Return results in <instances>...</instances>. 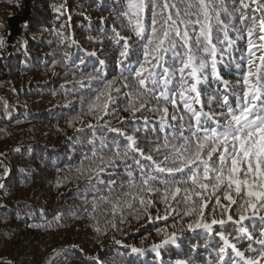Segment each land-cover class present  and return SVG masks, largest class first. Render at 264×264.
<instances>
[{
  "label": "trees",
  "instance_id": "1",
  "mask_svg": "<svg viewBox=\"0 0 264 264\" xmlns=\"http://www.w3.org/2000/svg\"><path fill=\"white\" fill-rule=\"evenodd\" d=\"M27 1L26 19L13 36L16 44L8 52L0 47V264L3 260L10 264H246L248 259L264 264L260 256L264 245L256 242L264 239V209L255 215L249 209L247 218L237 223L243 200L233 193L238 202L227 214H222L223 209L212 199L201 218L199 201L185 204L183 193L177 198L179 203L171 197L166 203L163 186L158 185L162 189L158 193L128 187L132 179L128 168L138 180L135 161L145 166L151 165L150 161L129 153L127 159L107 162L116 145L121 151L127 146L122 133L134 136L138 146L149 151V142L164 135L161 113L153 109L167 106L169 120L174 111L163 100L157 105L150 93L146 94L150 101L146 108H139L135 100L139 85L132 71L144 61L143 44L147 41L137 37L129 24V18L133 24L135 18L123 15L128 11L127 0ZM235 3L240 6V0ZM24 6V0H0V17L5 16L0 18L2 43L8 29L6 19L20 16ZM243 12L249 17L245 23L239 13L232 18L239 31L229 27L231 46L227 41L217 43L216 75L211 55L197 53L198 59L208 64L197 85V110L219 117L226 112L225 97L229 105H235L237 94L242 95L243 76L249 70V39L262 43L258 24L264 19V6L249 2ZM144 16L150 33V7ZM253 16L257 26L250 38L247 29L253 25ZM216 36L224 40L223 33L214 30V41ZM125 40L128 54L122 57ZM259 55L257 52L254 58L257 65L261 63ZM167 59L170 63L171 52ZM175 79L179 81V73ZM178 89L179 83L173 90ZM105 102L107 109L102 107ZM93 104L100 107L90 112ZM130 105L139 111L133 115ZM179 108L183 111L182 104ZM101 142L109 146L103 152ZM94 150L96 157L92 156ZM100 155L105 157L103 165ZM7 156H11L9 162L4 160ZM122 192L131 195L124 197ZM116 195H121V200L113 214L112 204L100 197L114 201ZM220 195L222 204L227 205ZM138 196L153 204L145 211L139 199H133ZM192 207L197 211L185 215ZM212 219L226 223L212 225L211 231L196 226L201 220L210 223ZM133 248L142 251L133 252ZM237 250L244 253L243 258L236 255Z\"/></svg>",
  "mask_w": 264,
  "mask_h": 264
},
{
  "label": "snow or ice",
  "instance_id": "2",
  "mask_svg": "<svg viewBox=\"0 0 264 264\" xmlns=\"http://www.w3.org/2000/svg\"><path fill=\"white\" fill-rule=\"evenodd\" d=\"M249 2L256 4L258 8L264 6V0H249ZM249 2L240 0V6L237 7L235 0H127L128 11L123 15L128 17L131 14V17L135 18L134 24L133 19L129 18V24L133 25L137 37H141L142 40L146 38L147 41L143 44L144 61L132 71L133 78L139 85L135 100L139 102V108H146L150 103L146 99V94L150 93L157 105L163 100L165 105L170 103L174 109L170 120L167 106L153 109L161 113L160 131L164 135L162 139L158 137L157 140L149 142V151L140 148L134 136L122 133L127 139V146L121 151L120 146L116 145L112 155L108 157L107 162H111L113 159H127L129 153H136L151 162V165L145 166L140 160L135 161L140 173L138 180L133 177L131 168H128V174L132 177L129 188H138L140 192L158 193L162 190L159 186H163V200L166 203L169 197L179 203L177 198L183 193L185 204L191 202L196 205L197 200L199 201L198 210L201 218L212 199L215 200L216 206L223 209L222 214H227L231 205L238 202L234 199L233 193L243 200L237 223L247 218L245 213L249 209L254 215L258 209H264V19L258 24L261 33L258 39L262 43L257 45L249 39V70L243 76L242 95L237 94L235 107L228 104L227 97L224 98L227 111L220 113L219 117L204 112L202 108L197 110L194 107L199 103L197 85L201 83L202 71L208 66L206 60L198 59L197 53L203 51L211 55L212 73L216 75L217 43L222 44L227 41L231 46L229 27L232 26L234 30L239 31L232 25V18L239 13L241 23H245L249 17L243 9L249 7ZM149 7L150 33L146 31L144 16ZM225 17L228 18L227 22ZM251 19L253 25L247 29L250 38L257 26L256 17L253 16ZM214 30L222 32L224 40L216 36L214 41ZM170 52L172 59L169 63L167 55ZM257 52L260 53L259 65L254 61ZM127 54L128 42L125 40V50L120 52V56L124 57ZM177 63L178 67H172ZM253 68L255 72L252 71ZM177 73H179V81L175 79ZM253 77L255 79H252ZM177 83L179 89L174 91ZM125 86H128L127 83ZM100 95L96 97L97 101L100 100ZM108 100H111L110 96ZM180 104L183 105V111H180ZM97 107L100 105H90L89 111ZM102 107L107 109L108 103L105 102ZM130 107L133 109V115L139 111L134 105ZM177 112L180 114L177 115ZM144 119L147 122L148 118ZM88 126L92 127V125ZM112 131L118 130L112 129ZM108 147L101 142L100 151L103 152ZM92 156L96 157L97 151L94 150ZM98 159L101 165L105 163L103 155ZM96 170L91 169L93 172ZM98 170L103 171V168L98 166ZM161 173H166L167 176L162 177ZM177 174H180L179 178ZM221 193L223 200L228 201L227 205L222 204ZM112 194L113 189L110 188L109 195ZM129 195L130 192H122L124 197ZM137 198L140 205L145 207V211L147 206L153 204L152 200L146 201L143 196L133 197V199ZM100 199L111 203L115 214L121 195H116L114 201L110 200L109 196H101ZM124 203L129 207L132 206L130 201L125 200ZM95 207L94 204L93 210ZM194 211H197L196 207L190 208L184 214L188 215ZM227 219L232 221L233 216L228 214ZM225 223L224 219H212L210 223L201 220L196 226L211 231L212 225ZM189 227L191 228L192 225ZM256 242L264 245V239ZM225 244H228L227 239ZM232 247L235 250V246ZM132 251L142 250L133 248ZM220 252L223 254L224 249L221 248ZM236 255L244 257V253L238 250ZM260 256L264 257V249L261 250ZM246 264H258V262L248 259Z\"/></svg>",
  "mask_w": 264,
  "mask_h": 264
},
{
  "label": "water",
  "instance_id": "3",
  "mask_svg": "<svg viewBox=\"0 0 264 264\" xmlns=\"http://www.w3.org/2000/svg\"><path fill=\"white\" fill-rule=\"evenodd\" d=\"M24 4H25L24 10L20 16L12 15L6 19L8 23V29L5 32V37H7V42H8L6 44L7 50L10 48V44L14 41L13 36L19 33V26H20L21 21H25L26 19L28 5H29L28 1L24 0ZM0 188H1V184H0Z\"/></svg>",
  "mask_w": 264,
  "mask_h": 264
},
{
  "label": "rangeland",
  "instance_id": "4",
  "mask_svg": "<svg viewBox=\"0 0 264 264\" xmlns=\"http://www.w3.org/2000/svg\"><path fill=\"white\" fill-rule=\"evenodd\" d=\"M18 7H19V9L21 8L20 5H19ZM23 10H24V9H23ZM21 14H22V13H21ZM4 17H5V16H1L0 18L3 20ZM6 43H8L7 40L3 39V43L0 44V47H2V46L5 47V46H6ZM3 44H4V45H3ZM15 44H16V42L13 41V42L11 43V46H12V45L14 46ZM4 52H8V51L5 49ZM3 87H6V85H4ZM218 97H220V96H218ZM220 98H221V97H220ZM231 105H232V104H231ZM4 160H5V162H9V161L11 160V156H7ZM0 189H2V188H0ZM0 191H1V190H0ZM8 261H9V260H3L2 263L4 262V264H10V263H7Z\"/></svg>",
  "mask_w": 264,
  "mask_h": 264
},
{
  "label": "clouds",
  "instance_id": "5",
  "mask_svg": "<svg viewBox=\"0 0 264 264\" xmlns=\"http://www.w3.org/2000/svg\"><path fill=\"white\" fill-rule=\"evenodd\" d=\"M6 40H7V37H6ZM6 44H7V43H6ZM10 48H11V44H10ZM10 48L7 50V46H5V49H6L7 51H9Z\"/></svg>",
  "mask_w": 264,
  "mask_h": 264
}]
</instances>
